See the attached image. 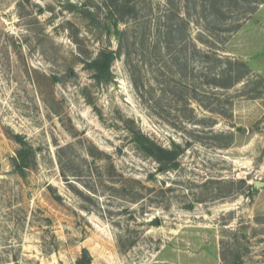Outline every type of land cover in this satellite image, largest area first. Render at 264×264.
<instances>
[{"label": "rangeland", "instance_id": "374dc122", "mask_svg": "<svg viewBox=\"0 0 264 264\" xmlns=\"http://www.w3.org/2000/svg\"><path fill=\"white\" fill-rule=\"evenodd\" d=\"M87 259L264 264V0H0V264Z\"/></svg>", "mask_w": 264, "mask_h": 264}, {"label": "trees", "instance_id": "16d2710c", "mask_svg": "<svg viewBox=\"0 0 264 264\" xmlns=\"http://www.w3.org/2000/svg\"><path fill=\"white\" fill-rule=\"evenodd\" d=\"M117 5H112L109 7V18H114V13ZM118 10V9H117ZM115 58V53L110 50H103L98 54L94 59L88 61L87 66L93 71L94 76L97 80H101L103 78H108L110 74V66ZM136 140L142 145V147L149 153L154 155L160 162H173L172 164H176L175 159L182 151L179 144L175 145L174 149H166L153 140H151L148 136L141 133L140 131H134ZM23 154V153H22ZM21 154V155H22ZM19 167L23 169L22 162L19 163Z\"/></svg>", "mask_w": 264, "mask_h": 264}, {"label": "water", "instance_id": "95a60500", "mask_svg": "<svg viewBox=\"0 0 264 264\" xmlns=\"http://www.w3.org/2000/svg\"><path fill=\"white\" fill-rule=\"evenodd\" d=\"M22 164L24 165L25 164V161H24V159L22 158ZM259 183H255V186H257ZM91 262V259H87V261L85 262V261H83V260H80V261H77V264H88V263H90Z\"/></svg>", "mask_w": 264, "mask_h": 264}]
</instances>
